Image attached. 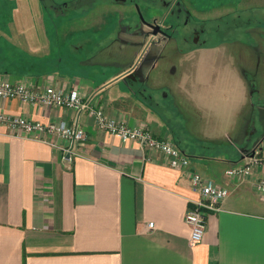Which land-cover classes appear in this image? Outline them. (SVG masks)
I'll list each match as a JSON object with an SVG mask.
<instances>
[{"label":"crops","instance_id":"1","mask_svg":"<svg viewBox=\"0 0 264 264\" xmlns=\"http://www.w3.org/2000/svg\"><path fill=\"white\" fill-rule=\"evenodd\" d=\"M30 1L0 0V14L11 11V27L0 28V78L65 92L77 86L108 116L132 127H150L155 136L175 142L168 116L155 109L159 103L148 93V86H157L165 73L153 61L171 36L130 32L108 48H90L66 65H52L46 27L36 32L24 24ZM104 1L106 9L126 6ZM240 1L255 6L260 0ZM37 18L43 25L48 20ZM106 19L69 30H88ZM81 41L93 42V35ZM228 44L201 43L178 53L188 54L189 61L174 67L169 87L175 106L201 117L202 131L195 134L192 122L191 136L207 144L179 145L191 153L189 169L172 167L162 151L101 130L86 111L78 115L66 107L0 99V112L7 115L66 121L86 132L69 159L62 137L15 135L0 124V264H264V197L256 188L264 178V163L253 166L248 176L226 173L244 164L257 145L264 150V67L261 72L258 64L264 51ZM145 47L151 58L138 67L140 82L127 73ZM131 54V61H125ZM188 170L229 190L221 210L208 214L203 240L193 245L185 215L200 193Z\"/></svg>","mask_w":264,"mask_h":264},{"label":"rangeland","instance_id":"2","mask_svg":"<svg viewBox=\"0 0 264 264\" xmlns=\"http://www.w3.org/2000/svg\"><path fill=\"white\" fill-rule=\"evenodd\" d=\"M186 1L192 8V15L189 19H186L183 14L179 16L168 15L167 18H164V25L168 24L172 26L167 29L168 35L171 36V41L163 43L164 45L160 47L153 63L164 66L165 73L161 79H158L160 81L157 86H148V93L152 94L159 103L155 106V109H158L161 111L160 113L168 116L169 123L173 126L172 130L174 129V140L182 148L188 147V141L194 147H203L202 145L206 144L203 138L191 136V132L193 131L192 122L195 123V134L198 131H202L201 125L199 124L201 117L194 116L192 112H183L178 109L175 106L174 94L169 87L171 81L174 79V75H172L174 67L180 63L187 65L189 61L188 54L180 55L178 53L198 46L197 37L192 35V30L195 28L201 30L198 39L203 44L226 42V44L229 43L228 45L231 49L239 48L240 50L248 51L255 48L264 51V0L257 1L255 6H247L246 2L238 5L241 2L240 0ZM30 2V11L28 8V10H23L24 15L27 12V20L24 24H26V28L34 29L33 31L36 32H42L41 29L43 26L46 27L47 34L45 37L46 43L48 44V53L46 55L49 54L51 56L52 65L61 66L68 64L72 56H76L85 50L90 48L97 50L108 48L112 44L118 43L127 33H139L143 23L152 20L151 18L154 15L159 18L166 16L163 9L153 5L149 0H139V8H137L136 3L134 5L130 2L131 4H127L126 6L115 5L109 9H106L102 4L92 5L85 1L86 7L79 10L84 15L76 20H69L72 21L70 22L72 25L65 23L64 19H60L56 23H51L47 20L43 25L41 20H35L37 16L40 18L44 13L39 0H32ZM150 6H153V8H150ZM197 6L204 9L213 7V9L199 10L195 8ZM121 12L127 14L122 17ZM36 13L38 15L35 17ZM103 16H106L108 19L99 24H95L98 27L91 26L88 30H82L74 34L69 30V26L73 25L77 29L88 27L95 18L98 19ZM0 18L2 19L0 28L8 30L11 27L9 24L11 18L10 8H6L0 14ZM250 28H255L253 29L255 34L258 32L261 33L254 35L250 32ZM87 35H93L94 41L82 43L81 40ZM151 36L152 38L155 37L152 34ZM149 40L151 41L152 39ZM148 49L145 47L132 67L136 66L138 68L151 58V52ZM133 55L131 54L129 59L125 61H131ZM260 60L259 57V71L262 72L264 61L262 60L260 62ZM179 131H183L185 134H177ZM187 153L191 154L190 151H187Z\"/></svg>","mask_w":264,"mask_h":264},{"label":"built area","instance_id":"3","mask_svg":"<svg viewBox=\"0 0 264 264\" xmlns=\"http://www.w3.org/2000/svg\"><path fill=\"white\" fill-rule=\"evenodd\" d=\"M11 98L74 109L78 115L86 111L87 115L95 118V122L101 130L124 139L138 141L142 146L149 149L162 151L169 157V163L172 167L189 169L191 164L189 155L172 139L155 136L150 127H132L124 121L108 116L102 106L92 104L91 99L83 96L77 86L69 92H65L52 86L37 88L22 82L12 83L0 78V99ZM0 124L9 127L15 135L37 139H46L48 135L62 137L68 142L64 150L69 159L75 151V145L86 138L83 127L66 121L42 123L22 116L7 115L0 112ZM247 156L248 160L244 164L231 167L226 170V173L236 177L248 176L251 174L253 166L264 163V150L260 145L254 147ZM188 173L192 187L200 193L199 199L192 202L185 215V220L191 229L189 241L193 245L203 240L207 229L208 214L221 210L222 202L228 196L229 190L226 187L216 185L197 171L188 170ZM256 188L264 197V178L257 181ZM150 226L153 227L154 223L151 222Z\"/></svg>","mask_w":264,"mask_h":264},{"label":"flooded vegetation","instance_id":"4","mask_svg":"<svg viewBox=\"0 0 264 264\" xmlns=\"http://www.w3.org/2000/svg\"><path fill=\"white\" fill-rule=\"evenodd\" d=\"M85 1L86 3L88 4L90 3L92 5H98L106 2L104 0H39L41 9L44 11L42 18L51 20L53 23H56L60 19H64L65 21L78 19L80 18V16L84 15L80 13L79 10L84 9L86 7ZM149 1L153 3V5H156L160 7V9H163L165 11L164 14L166 16L159 18L158 16L154 15L151 18L152 20H149V22L161 23V27L165 31L164 36H168L167 29L169 27H172L168 24L164 25V18H167L168 15L179 16L183 14L186 17V19H189L192 15V8L189 4H187L186 0H149ZM112 2H116L117 4H126V5L131 3L135 5L136 3L137 8H139L138 5L139 0H112ZM150 8H153V6H150ZM121 14L123 13L121 12ZM150 31H152V28L148 26L146 22H144L141 29L139 30V34L141 33L150 36L151 35V33H149ZM200 33H201L200 29L195 28L192 30V35L197 37V44L202 43L198 39ZM137 70L139 72L138 68Z\"/></svg>","mask_w":264,"mask_h":264},{"label":"water","instance_id":"5","mask_svg":"<svg viewBox=\"0 0 264 264\" xmlns=\"http://www.w3.org/2000/svg\"><path fill=\"white\" fill-rule=\"evenodd\" d=\"M146 24L148 26H150L152 28V31H150L149 33H151L153 36H156L158 34H165V31L162 29L161 27V23H154V22H146ZM152 41V40H151ZM138 70L135 66H133L131 69H129L128 73H127V77L128 78H133V79H139L140 78V82L144 81L140 75H138Z\"/></svg>","mask_w":264,"mask_h":264}]
</instances>
